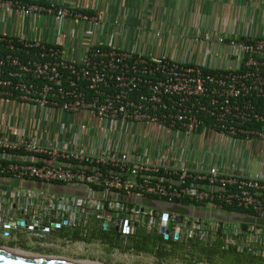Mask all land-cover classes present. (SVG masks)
<instances>
[{
	"label": "built area",
	"instance_id": "2783aa9c",
	"mask_svg": "<svg viewBox=\"0 0 264 264\" xmlns=\"http://www.w3.org/2000/svg\"><path fill=\"white\" fill-rule=\"evenodd\" d=\"M0 11L86 24L91 29L82 32L89 35L104 25L102 12L87 14L55 4L0 0ZM189 40L202 48L201 63L165 55L150 58L118 47L113 37L80 53L0 35V241L13 240L15 231L45 239L50 230H66L94 212L104 221L106 215L114 216L121 234L129 236V215L152 212L118 200L26 188L24 181L83 184L107 193L209 207L220 202L264 217L263 172L247 176L233 167L189 161L173 148L180 138L197 139L208 129L234 140L264 141V110L253 102L264 101V38L227 40L194 29ZM222 47L226 62L215 67L208 57ZM81 112L91 114L95 123L64 119ZM138 124L163 129L157 153L142 145L133 130ZM168 220L176 226L175 238L186 224L190 237L218 241L220 251L264 259V227Z\"/></svg>",
	"mask_w": 264,
	"mask_h": 264
},
{
	"label": "crops",
	"instance_id": "0c3cea01",
	"mask_svg": "<svg viewBox=\"0 0 264 264\" xmlns=\"http://www.w3.org/2000/svg\"><path fill=\"white\" fill-rule=\"evenodd\" d=\"M29 1L60 5L83 13L102 12L104 25L89 35L82 32V29H91L86 24L61 22L48 15L25 18L0 11V35L38 39L80 53L90 44L106 43L113 37L118 47L136 49L150 58L165 55L175 61L190 58L194 63H201L203 59L202 48L189 40L194 29L223 35L227 40L264 38V0ZM225 56L223 47L216 48L208 60L218 67L225 64ZM64 119L83 125L95 123L94 117L86 112ZM133 130L145 146L163 139V129L158 126L138 124ZM220 139L231 143L227 150L234 155L240 150L253 160L264 157V141L258 139L234 140L208 129L200 131L194 140L209 144ZM129 218L133 225L129 236L121 234L114 216L106 215L108 220L105 221L110 224L106 229L102 217L85 215L77 225L68 226L67 233L62 226L60 230H50L42 239L31 232L15 231L13 240L0 242L3 248L22 253L89 264H264V261L249 262L246 256L231 251H220L218 241L200 240L196 234L190 237L191 228L186 224L179 227L178 238H175L176 226L168 220V234L164 235L160 232L161 214L158 212L129 215Z\"/></svg>",
	"mask_w": 264,
	"mask_h": 264
},
{
	"label": "water",
	"instance_id": "95a60500",
	"mask_svg": "<svg viewBox=\"0 0 264 264\" xmlns=\"http://www.w3.org/2000/svg\"><path fill=\"white\" fill-rule=\"evenodd\" d=\"M172 184L180 185V182L171 180ZM26 188H36L45 190L50 193H56L67 196L86 197L98 200H118L127 204L133 205L135 210L146 213L152 210L161 214L160 232L164 235L168 234L167 223L168 218L172 217L174 221L180 218L198 219L201 221H212L219 223H229L237 225H253L257 227H264V217L256 216L254 214L229 211L218 207H209L205 205H193L179 202L163 201L155 198L145 197L136 194H121L115 192H104L93 189H88L83 184L75 185H46L40 182H22L21 184ZM205 189L210 187L204 186ZM212 190H217L212 188ZM95 215L100 213L94 212ZM110 224H106V229ZM67 233V230H65ZM64 232V235L66 233ZM0 264H89L75 261L60 260L50 257H39L29 253H22L13 249H6L0 251Z\"/></svg>",
	"mask_w": 264,
	"mask_h": 264
},
{
	"label": "rangeland",
	"instance_id": "374dc122",
	"mask_svg": "<svg viewBox=\"0 0 264 264\" xmlns=\"http://www.w3.org/2000/svg\"><path fill=\"white\" fill-rule=\"evenodd\" d=\"M230 144L225 143L222 139L207 144L206 142L202 143L201 140L196 141L192 138L191 140L183 139L178 143H174L173 148L176 150V154L183 155L189 161H198L207 165H225L228 169L233 167V169L247 176H255L261 172L264 173V157L253 160L250 156L243 155L240 150L234 155V153L227 150ZM160 145L159 141L152 142L151 145L148 144V146H151V154L157 153ZM160 151L165 150L161 148Z\"/></svg>",
	"mask_w": 264,
	"mask_h": 264
},
{
	"label": "trees",
	"instance_id": "16d2710c",
	"mask_svg": "<svg viewBox=\"0 0 264 264\" xmlns=\"http://www.w3.org/2000/svg\"><path fill=\"white\" fill-rule=\"evenodd\" d=\"M25 1H29V0H25ZM30 2H33V1H30ZM84 12L87 14H92V13H89L86 11H84ZM253 102L258 106V108H260L261 110H264V101L263 100L254 99ZM257 127H259V125H257ZM184 203L189 204L190 202L184 201ZM194 205H199V204H194ZM215 206H217L218 208H221V209L229 210V211H238V212H244V213L252 214L251 210H245L242 208H238L235 205H227L225 203L216 202ZM242 256H246V258L248 259L249 262H251V261H264L263 258H256V257H253L251 255H247V254L242 255Z\"/></svg>",
	"mask_w": 264,
	"mask_h": 264
},
{
	"label": "flooded vegetation",
	"instance_id": "af4514ba",
	"mask_svg": "<svg viewBox=\"0 0 264 264\" xmlns=\"http://www.w3.org/2000/svg\"><path fill=\"white\" fill-rule=\"evenodd\" d=\"M1 250H5L6 251V248H3V246H2V244H1V242H0V251Z\"/></svg>",
	"mask_w": 264,
	"mask_h": 264
}]
</instances>
